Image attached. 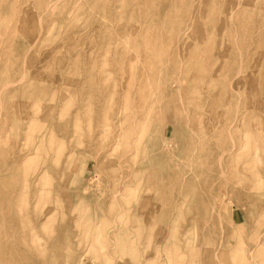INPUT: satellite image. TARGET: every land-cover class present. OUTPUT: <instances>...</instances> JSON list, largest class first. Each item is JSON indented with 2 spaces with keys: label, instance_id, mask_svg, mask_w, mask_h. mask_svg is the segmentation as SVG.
Listing matches in <instances>:
<instances>
[{
  "label": "rangeland",
  "instance_id": "obj_1",
  "mask_svg": "<svg viewBox=\"0 0 264 264\" xmlns=\"http://www.w3.org/2000/svg\"><path fill=\"white\" fill-rule=\"evenodd\" d=\"M0 264H264V0H0Z\"/></svg>",
  "mask_w": 264,
  "mask_h": 264
},
{
  "label": "bare ground",
  "instance_id": "obj_2",
  "mask_svg": "<svg viewBox=\"0 0 264 264\" xmlns=\"http://www.w3.org/2000/svg\"><path fill=\"white\" fill-rule=\"evenodd\" d=\"M63 1H64V0H63ZM59 4H60V3H59ZM52 6H53V5H52ZM52 6H51V7H52ZM53 11H54V10H53ZM41 21H42V20H41ZM35 245H36V244H35Z\"/></svg>",
  "mask_w": 264,
  "mask_h": 264
}]
</instances>
